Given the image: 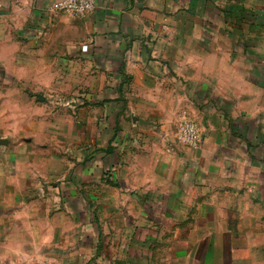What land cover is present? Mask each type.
<instances>
[{
	"label": "crops",
	"instance_id": "crops-1",
	"mask_svg": "<svg viewBox=\"0 0 264 264\" xmlns=\"http://www.w3.org/2000/svg\"><path fill=\"white\" fill-rule=\"evenodd\" d=\"M59 1L0 0L2 178L50 179L58 132L73 149L61 199H26L50 194L40 182L0 197V264H254L230 199L257 187L263 202V173L232 147L220 168L215 144L238 141L233 104L264 112V0H96L83 18ZM52 94L88 100L60 118ZM184 115L203 135L194 170L166 150Z\"/></svg>",
	"mask_w": 264,
	"mask_h": 264
},
{
	"label": "rangeland",
	"instance_id": "rangeland-1",
	"mask_svg": "<svg viewBox=\"0 0 264 264\" xmlns=\"http://www.w3.org/2000/svg\"><path fill=\"white\" fill-rule=\"evenodd\" d=\"M262 37L263 38H260V39L264 40V32L262 34ZM250 38H253V37H250ZM47 98H48V101L46 100L45 102L51 103L54 106V109H55L54 111L57 112L58 117L60 118L65 117L63 116L64 112H60L65 109L66 111L72 112L73 117H77L79 110L82 107H84L86 100H88V97L82 94L68 95V96L52 94V95H48ZM13 99H15V97ZM233 106L234 104L227 111H223V113L226 114L227 116L226 122L228 125H230V128L228 126V129H229L228 134L232 133L234 137L236 136L235 140L237 139L238 141L236 140L237 142L233 144H227L225 142L215 144L216 146H218V150H219L218 153L222 154V156H224L225 158L224 160H226V161H221L220 168L225 167L224 170H231V168L229 167L231 163L230 159H228L226 156V153L228 154V152L230 151L226 150V148L229 149V147H232L234 152L237 151L238 153H240L239 150H242L244 153L246 152L249 158L247 170H262V173H263L261 175L262 180L261 179L260 180L264 182V112L255 113L256 115H252L250 113L242 114V111L234 109ZM184 116L185 118L181 116L180 117L181 119L172 123L171 127L166 128L167 130H169V135H167L168 138H166L167 144L165 143L166 150L167 152H169V154L176 153V154H179V156L184 159L185 170H190V169L194 170V168L191 167V163L194 162L192 158L195 157V154L199 153L202 148L201 146H202L203 135L200 131L201 141L197 149L192 150L189 147L185 146L179 140L180 130L184 122L188 120L193 121V119L190 115L189 116L184 115ZM129 119L131 121V118ZM250 122H254V124ZM135 123L137 124V122ZM223 129H225V127H223ZM152 130L153 132H155L153 135L155 141L151 140L153 143L150 148L154 149L156 146L165 148L164 144L161 145L163 140L160 138V132H157V127L155 125L152 126ZM57 135H58L57 136L58 145L55 146L54 144L53 146H51L49 142L47 144L48 146L52 147L51 150L58 152V154H60V156L63 157L64 163L59 164L58 167H55L52 170H49L50 171L49 175L51 178L47 180L43 177L38 176L40 174L41 175L45 174L46 170H34L35 174H37V177L34 176V179L32 178V176H29L28 174L27 175L24 174L25 170H7L6 172H8L10 175L7 176L5 174L2 178L1 170H0V197L2 198L6 197L7 189H9L10 192L12 191L14 194H16L15 192L17 190L19 189H21L22 191L24 190L23 188L25 187L26 183L28 182L29 183L30 182L39 183L40 182L39 183L40 186L48 188L47 193H50V194H47L46 196V192L44 194L42 193V191L40 192L35 189H32L33 191L26 190L25 192L26 199L31 200L33 196L39 199L41 198L54 199L56 197L59 199L62 198V196H60V194H63L61 189L59 191H54V190L56 189V187L59 188L61 185L63 186V184H66V180L68 178L66 177V175L68 172L69 164H71L70 163L71 156L69 154L71 150L73 149L70 150V148H68V146L66 145V141H65L66 137H64L62 133L58 132ZM153 136L151 137L153 138ZM239 137H243L244 140L241 141ZM156 138H160V139H156ZM140 140L141 141H139V143L138 142L135 143V145L138 146V151L139 150L144 151V152L148 151L149 148L147 144L149 142L148 141L144 142L142 138ZM64 143L66 145V148L63 145ZM77 149L79 150V148H76V149L74 148V150H77ZM251 155H254V156L256 155L258 158L251 160V157H250ZM12 161L14 162V160ZM74 163L76 164V167H77L78 164L76 163V161H74ZM64 166H65V170H64ZM74 169L72 170L71 174H75V172L79 173V170H74ZM107 178H109L108 175H107ZM29 185H31V183ZM256 188L257 187L249 188L248 191L241 193L242 196H239L240 194L235 192L232 195L234 197L230 199V201L233 203L232 208H230V210L234 211L236 219H238V222H240V226L242 230L248 236L247 242L252 248V252H253L252 258L254 260V264H264V201L262 202L261 200L257 198V195L255 193L257 191H254V189Z\"/></svg>",
	"mask_w": 264,
	"mask_h": 264
},
{
	"label": "built area",
	"instance_id": "built-area-1",
	"mask_svg": "<svg viewBox=\"0 0 264 264\" xmlns=\"http://www.w3.org/2000/svg\"><path fill=\"white\" fill-rule=\"evenodd\" d=\"M96 6V0H60L55 11L67 14L73 18H83L90 14ZM179 140L192 150L198 148L201 141L200 130L193 121L183 123Z\"/></svg>",
	"mask_w": 264,
	"mask_h": 264
},
{
	"label": "water",
	"instance_id": "water-1",
	"mask_svg": "<svg viewBox=\"0 0 264 264\" xmlns=\"http://www.w3.org/2000/svg\"><path fill=\"white\" fill-rule=\"evenodd\" d=\"M40 99L42 100V101H44V99L40 96ZM133 120H134V122H137V121H139V123H142L143 121L142 120H139V119H137V118H133ZM144 123V122H143Z\"/></svg>",
	"mask_w": 264,
	"mask_h": 264
}]
</instances>
